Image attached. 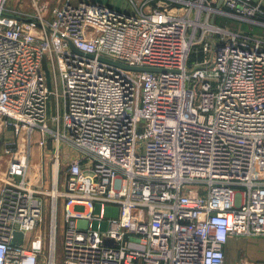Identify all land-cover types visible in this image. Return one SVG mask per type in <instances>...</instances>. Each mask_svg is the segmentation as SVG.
Segmentation results:
<instances>
[{"label": "built area", "instance_id": "obj_1", "mask_svg": "<svg viewBox=\"0 0 264 264\" xmlns=\"http://www.w3.org/2000/svg\"><path fill=\"white\" fill-rule=\"evenodd\" d=\"M127 1L31 0L27 14L0 0V133L28 136L6 144L0 264H226L231 237L264 236V39L217 24L264 27V0ZM36 132L56 146L48 194ZM44 196L47 251L30 238Z\"/></svg>", "mask_w": 264, "mask_h": 264}, {"label": "rangeland", "instance_id": "obj_2", "mask_svg": "<svg viewBox=\"0 0 264 264\" xmlns=\"http://www.w3.org/2000/svg\"><path fill=\"white\" fill-rule=\"evenodd\" d=\"M100 4H107L114 8L118 9H126L128 6L127 0H94ZM9 6L11 8H16L22 12L27 14H33L35 12L31 0H9ZM217 24L225 25L228 29L238 31V32H245L250 33L254 36H258L264 39V27L251 25L249 23H244L239 20L233 19H225L223 16H219L217 18ZM27 137L26 133L23 130L17 129H4L0 133V154L2 156L10 155L6 153V144L8 142L16 143L20 149H24L27 144ZM32 146L34 150L33 160L31 162V174L38 175L41 179L42 190L45 192H51L53 188V183L55 182V173L53 168V154L55 151V144L52 138L44 137L40 132H36L32 136ZM63 148V155L65 156L66 160L73 159L77 157V152L71 149L66 145H62ZM7 157V158H8ZM65 164H62L61 170L59 172V179L62 180L66 176ZM2 171H6V168L1 164ZM60 190H63V181L60 182ZM45 197V207L43 212V218L38 224L35 231L30 235L32 239L36 235H41L42 242L40 243V249L46 248V251L49 248V242L51 238V201L48 196ZM64 200L61 199L59 203V213H58V220H57V261H62V239L64 237L66 231V223L64 218ZM76 212H85L86 208L83 205H76L75 206ZM101 211V205H95V216H99ZM119 208L118 206L106 205L104 209V217L106 219L109 218H116L118 216ZM96 227V224H95ZM102 228H107V220L102 222ZM27 244L31 247V240L28 239Z\"/></svg>", "mask_w": 264, "mask_h": 264}, {"label": "crops", "instance_id": "obj_3", "mask_svg": "<svg viewBox=\"0 0 264 264\" xmlns=\"http://www.w3.org/2000/svg\"><path fill=\"white\" fill-rule=\"evenodd\" d=\"M0 154V190L10 158ZM1 164L6 168L2 171ZM226 264H264V236L231 237L225 246Z\"/></svg>", "mask_w": 264, "mask_h": 264}, {"label": "water", "instance_id": "obj_4", "mask_svg": "<svg viewBox=\"0 0 264 264\" xmlns=\"http://www.w3.org/2000/svg\"><path fill=\"white\" fill-rule=\"evenodd\" d=\"M128 69H133V70H139V69H135V68H130V67H126ZM152 71V70H149ZM23 238H24V234L20 233V232H15L14 233V239H13V245L15 246H20L23 243ZM105 243H110V240H106Z\"/></svg>", "mask_w": 264, "mask_h": 264}, {"label": "bare ground", "instance_id": "obj_5", "mask_svg": "<svg viewBox=\"0 0 264 264\" xmlns=\"http://www.w3.org/2000/svg\"><path fill=\"white\" fill-rule=\"evenodd\" d=\"M57 172H58V171H57V169L55 168V171H54V173H55V179H54V180H55V181H56V179H57Z\"/></svg>", "mask_w": 264, "mask_h": 264}]
</instances>
